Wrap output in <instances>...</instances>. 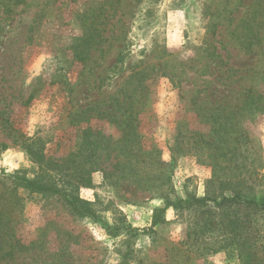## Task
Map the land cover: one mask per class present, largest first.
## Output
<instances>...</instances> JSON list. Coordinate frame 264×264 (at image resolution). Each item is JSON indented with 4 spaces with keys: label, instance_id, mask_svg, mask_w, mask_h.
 <instances>
[{
    "label": "rangeland",
    "instance_id": "374dc122",
    "mask_svg": "<svg viewBox=\"0 0 264 264\" xmlns=\"http://www.w3.org/2000/svg\"><path fill=\"white\" fill-rule=\"evenodd\" d=\"M255 32L264 0H0V197L15 223L0 263L239 264L209 237L186 242L198 212L151 222L166 200L264 196ZM36 137L53 179L95 167L77 187L93 217L56 194L9 193L14 174H38L23 145ZM241 217L264 225V209Z\"/></svg>",
    "mask_w": 264,
    "mask_h": 264
},
{
    "label": "trees",
    "instance_id": "16d2710c",
    "mask_svg": "<svg viewBox=\"0 0 264 264\" xmlns=\"http://www.w3.org/2000/svg\"><path fill=\"white\" fill-rule=\"evenodd\" d=\"M256 35L257 32H255V37L249 38V45L255 42L264 43V39L258 38ZM195 136L198 139L197 141L206 144L208 147L213 143L204 139L200 134ZM40 142L41 139L36 137L23 143L32 161L39 165L38 174L33 178H27L19 173L14 174L12 178L13 186L9 193L19 198L16 191L20 186L38 193L56 194L61 196L60 198L63 199L73 213L93 217L94 211L90 206L91 204L78 197L77 187L90 184V175L95 167L92 165L81 166L75 169V178L72 177V179L70 176L64 175L59 180H55L51 175V167L45 164L49 162L44 160L43 147L40 146ZM36 144L39 146L35 147ZM43 161L44 163H42ZM54 166L53 168H59L57 164H54ZM215 178V176L212 177L209 182H213ZM58 182H62V185ZM221 188H225V186ZM9 201L8 198L0 197V255L9 252L4 250L2 253L1 249L3 245L10 243V238L14 235L13 206L8 204ZM168 207L190 209L193 213L198 212L200 214L198 219L188 225L186 242L189 239L196 242L203 240V236L204 240L209 237L215 241L212 245L216 246L217 249L215 250L223 249L228 255L238 258L239 264H264V225H258V223H253L241 217L242 211L264 209V196L256 199L247 197L235 189L229 192H225L223 189L216 196L207 191L201 197L188 195L185 198H178L173 201L166 200L162 207L154 210L151 227L165 221L163 214ZM151 227L148 230H151ZM114 229L119 232V228ZM125 230L129 232L130 237L138 233L137 229L133 230L129 225H126Z\"/></svg>",
    "mask_w": 264,
    "mask_h": 264
}]
</instances>
